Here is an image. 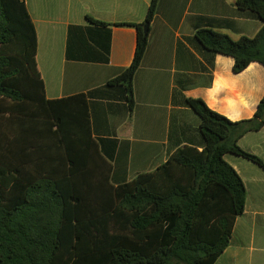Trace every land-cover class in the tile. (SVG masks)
<instances>
[{"label": "trees", "instance_id": "1", "mask_svg": "<svg viewBox=\"0 0 264 264\" xmlns=\"http://www.w3.org/2000/svg\"><path fill=\"white\" fill-rule=\"evenodd\" d=\"M160 0L140 24L132 64L111 79L135 107L134 77ZM264 23V0H237ZM99 24L98 21H93ZM102 24V23H100ZM208 50L240 73L264 65V26L235 41L203 29ZM38 36L24 0H0V264H215L246 208L243 179L225 156L263 166L239 141L264 128V98L250 119L232 121L190 98L203 147L185 146L152 173L114 185L90 137L85 95L48 100Z\"/></svg>", "mask_w": 264, "mask_h": 264}, {"label": "crops", "instance_id": "2", "mask_svg": "<svg viewBox=\"0 0 264 264\" xmlns=\"http://www.w3.org/2000/svg\"><path fill=\"white\" fill-rule=\"evenodd\" d=\"M24 1L37 31L46 98L86 96L90 137L110 163L114 185L154 172L185 146L202 150L201 120L188 99L240 121L252 118L264 98V65L253 62L236 73L232 57L206 49L197 37L203 29L235 41L255 37L264 23L237 0L159 1L134 77L132 111L125 89L108 83L132 64L137 48V30L119 24L143 23L151 0ZM239 145L263 166L225 156L243 179L247 200L215 264H264V128Z\"/></svg>", "mask_w": 264, "mask_h": 264}, {"label": "water", "instance_id": "3", "mask_svg": "<svg viewBox=\"0 0 264 264\" xmlns=\"http://www.w3.org/2000/svg\"><path fill=\"white\" fill-rule=\"evenodd\" d=\"M149 29V25H147L146 27H145V30H148Z\"/></svg>", "mask_w": 264, "mask_h": 264}]
</instances>
